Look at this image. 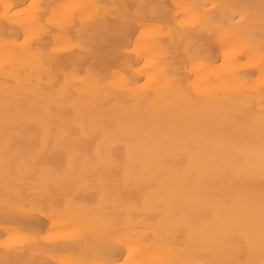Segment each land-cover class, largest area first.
Segmentation results:
<instances>
[{
    "label": "snow or ice",
    "instance_id": "6c2138e0",
    "mask_svg": "<svg viewBox=\"0 0 264 264\" xmlns=\"http://www.w3.org/2000/svg\"><path fill=\"white\" fill-rule=\"evenodd\" d=\"M68 7L0 10V222L52 225L6 227L0 264H264V0L214 4L215 13L164 2ZM137 32L153 34L155 49L122 43ZM236 39L247 47L237 51ZM125 49L144 71L107 75L112 59H130ZM237 62L247 70L226 68L211 81L219 87L193 82ZM257 69L258 84L233 83ZM153 107L167 118L144 149L141 110ZM209 217L216 232L202 226Z\"/></svg>",
    "mask_w": 264,
    "mask_h": 264
},
{
    "label": "bare ground",
    "instance_id": "6f19581e",
    "mask_svg": "<svg viewBox=\"0 0 264 264\" xmlns=\"http://www.w3.org/2000/svg\"><path fill=\"white\" fill-rule=\"evenodd\" d=\"M28 2H32V0H28ZM60 4L69 5L68 8L64 9L65 12H72V11H78V9H75L71 6L74 5H80V4H91V5H97V4H108V5H129L134 6L139 3H160L164 2L167 4H200V5H208L207 9H200L201 12L208 11L215 13L219 10H214L211 8L212 5H220V4H235V3H252V4H258L259 0H57ZM25 3V0H0V10H2V6L5 4L8 5H23ZM134 10V9H133ZM97 11L95 8L87 9V14H94ZM173 11H176V9H173ZM227 11V10H224ZM240 21V17L237 16L235 21H225V23H236ZM247 27L246 24L241 25V30L243 28ZM0 29H2V25H0ZM155 37L151 33H139L137 32L135 35H129L128 38L122 41V43L127 44L131 43L132 49H136L137 51H144L155 49V44L153 43ZM235 46L236 50L239 51L245 47H247V41L244 39H236L235 40ZM132 49H125L124 51L127 52L130 59L127 61L119 60V59H112L110 61L111 64L115 65V67H112L110 71L106 72L107 75H111L112 73H118L117 79H123L126 78L130 74H135L137 77L141 75V73L144 71L145 65L142 63H136V61L139 59L136 52H133ZM8 54H5L2 50H0V67H2V64L4 62L5 56ZM222 56V53H221ZM27 63V61L24 58H19V67H23L24 64ZM252 63L258 64L259 63V57L257 56ZM163 67V65L161 66ZM226 68H235L240 71L247 70V64L245 62H237L235 65H226L224 67H221L220 65H216L211 68L202 69L198 76L193 77V82H199L202 83L204 89H212L219 87L220 85H213L211 81H214L217 79V77L220 76L221 72L225 71ZM152 75V73H145L143 80H147L148 77ZM261 78V72L259 69L256 70V74L254 77H237L234 79V84H239L241 82H244L246 80H251L252 84L249 86L258 84ZM143 80H141V83H143ZM221 83H223V80H221ZM3 87V80H2V71H0V91H2ZM226 103V102H225ZM142 115L141 119L143 121L144 127H145V135L143 137V143L141 145L142 148L147 149L150 146L152 137L155 135L156 128L158 124L164 122L167 118V114L165 110L162 107H153L152 109H142ZM0 141H2V135H0ZM112 149L115 150L117 153H121L123 151H126L120 144L119 140H113L112 141ZM180 166L179 159H173L171 161V167L173 170V175H179V172L177 171ZM0 189H2V185H0ZM197 208V205L195 203L186 206V211L188 212H195ZM52 225L47 221L46 217H40L37 219H33L31 217H25L22 219H19L15 224H5L0 222V240L4 239V229L6 227H22L24 229H36L37 231H42L44 233H47V230ZM204 228H206L209 232H216L218 228L220 227L219 223L216 221L214 217L207 218L203 225ZM258 241V236H257ZM181 241L177 240V244L179 245ZM224 244V251L227 252L230 250L231 247V241L228 239H225L223 241ZM2 255V253H0ZM51 258V255L49 256ZM150 254H145L141 257V259L147 260L151 259ZM191 259L197 258V252L193 250L189 256Z\"/></svg>",
    "mask_w": 264,
    "mask_h": 264
}]
</instances>
